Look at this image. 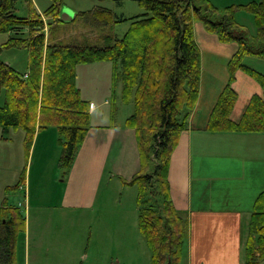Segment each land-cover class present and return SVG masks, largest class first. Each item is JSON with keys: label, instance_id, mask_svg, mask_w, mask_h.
Masks as SVG:
<instances>
[{"label": "trees", "instance_id": "trees-1", "mask_svg": "<svg viewBox=\"0 0 264 264\" xmlns=\"http://www.w3.org/2000/svg\"><path fill=\"white\" fill-rule=\"evenodd\" d=\"M19 1L0 0V33H10L0 44L3 134L11 129H23L28 153L38 129L58 126L62 154L59 163L69 170L91 124L90 102L84 99L77 85L78 66L113 62L114 85L121 81L122 100L135 104L125 125L136 131L140 156L139 171L124 182L139 188V227L152 250V263L180 264L189 221L172 202L168 172L172 152L182 131L188 128V118L200 93L202 59L194 22L202 20L206 29L216 33L222 42H237L239 46L228 63L229 82L213 108L208 131L264 133V94L251 97L239 121L231 118L238 98L232 81L239 68L264 89V73L246 64L248 57H264V0L224 8L212 0H135L147 12L130 18L98 6L78 13L72 21L84 17L101 29L113 28L114 23L129 19L131 23L122 36L105 32L95 43L87 40L65 43L59 38L56 27L70 22L60 17L61 0H53L44 14L37 12L33 0H25L31 7L30 16L17 14ZM240 10L254 19L253 37L236 20L235 14ZM45 17L52 19L46 22ZM16 48L28 51L27 74L2 57L4 50ZM119 64L121 70L116 69ZM25 181L24 172L16 187H22ZM150 191L162 197L166 215L155 209ZM26 223L21 208L4 198L0 207V264H17L18 241L26 231ZM262 259L264 190L255 199L246 244L248 264H259Z\"/></svg>", "mask_w": 264, "mask_h": 264}, {"label": "crops", "instance_id": "crops-1", "mask_svg": "<svg viewBox=\"0 0 264 264\" xmlns=\"http://www.w3.org/2000/svg\"><path fill=\"white\" fill-rule=\"evenodd\" d=\"M212 1L224 8L233 4H247L253 0ZM236 20L245 25L239 21L237 15ZM201 29L203 40L207 43L206 48L212 53L214 50L218 53L229 51L233 53V56L238 50L237 42H222L216 33L210 32L206 28L201 27ZM8 34L10 35V33ZM196 41L200 47L202 59L199 98L188 118V128L182 131L178 144L172 152L168 172L172 202L178 213L189 221V233L185 244L186 249L184 248L183 261L184 264H248L246 262V244L254 203L257 195L264 190V133L235 131L212 133L208 131L207 124L210 115L220 93L229 82L230 74L229 70H205V61L208 60V56L205 55L204 48L199 44L197 37ZM27 68L20 69V71L26 72ZM97 71L103 73V80L96 81L98 76L94 75L90 81L94 84L93 90L86 91L83 87L84 82L80 83L79 81L80 75L89 74L90 80L92 72ZM113 74L114 70H77V85L81 94L90 103L94 102L95 107L90 109L89 130L76 153L68 174L67 199L64 198V207L74 206L77 201L72 198L78 196L81 198L79 199L80 203L92 204L93 198L97 197V188L100 187L105 176L107 165L114 169V176L125 179L132 178L140 168L135 129L125 125L130 115L126 117L124 123H118V119L115 118L116 110L115 112L111 111L118 108L117 102L120 100L125 103L122 100L123 84L119 81L114 85ZM205 76L206 81L207 76L211 79L209 88L208 84L204 85ZM234 80L241 81V87L237 82L232 85L238 98L231 118L234 121H239L251 97L254 94L263 95L264 89L244 70H237ZM237 86L241 89H237ZM99 107L109 108V111L101 110L99 114L103 119L96 121L98 119L95 118V115ZM2 133L4 132L2 131ZM194 135L198 137L196 142L193 141ZM207 137L216 139V154L220 161L211 163V165H208L207 161L203 162V159L207 157L204 150H200L198 155V151L194 152L195 144L204 149ZM59 138L60 129L58 126L37 130L32 154H38V164L41 165V169L46 166L44 162L49 159L54 162L56 167L59 156ZM196 157L201 159L199 163L206 164L199 167L198 162H195L197 175H195L194 169ZM208 166H210L209 169ZM55 167L53 170H56ZM30 174L29 181H26L29 189ZM25 186L26 183L23 187ZM85 186H89L91 200L83 192ZM30 200L31 196L29 195V203ZM26 231L21 235L26 251L24 250V257L20 261L16 256L17 264H26V257L29 262L27 243H30V238H26ZM55 249L59 250V248ZM19 250L20 245L18 246ZM56 262L63 264L64 261ZM259 264H264V259Z\"/></svg>", "mask_w": 264, "mask_h": 264}, {"label": "rangeland", "instance_id": "rangeland-1", "mask_svg": "<svg viewBox=\"0 0 264 264\" xmlns=\"http://www.w3.org/2000/svg\"><path fill=\"white\" fill-rule=\"evenodd\" d=\"M61 1L63 20L70 22L58 24L56 33L65 43L79 42L80 40L95 43L94 40L101 38L105 32H114L122 36L131 23L129 19L114 23L113 28L107 26L101 29V27H96L95 22L84 17L71 21L76 14L82 11L93 10L98 6H102L111 8L118 15L127 18L147 12L135 0ZM32 3L38 13L44 14L52 5L53 0H33ZM16 12L20 16H30V4L25 0H20ZM236 15L239 21L245 24L249 35L253 37L256 34V25L252 15L241 10L237 11ZM50 18L45 17L46 22H49ZM194 24L199 44L204 48L205 55L208 56V60L205 61V70H229L228 62L233 53L229 51L218 53L215 50L212 53L211 50L206 48L207 43L203 40L201 27L206 28L204 22L195 20ZM8 37V33H0V44L6 41ZM2 57L19 69L27 68L28 52L26 49L4 50ZM246 64L264 73V57H248ZM116 69L121 70V64ZM77 70H114V63L98 61L81 64ZM238 70L243 69L239 68ZM94 75L98 76L96 81H101L104 78L103 73L98 71L92 72L90 80L89 74L85 75L86 79L84 75H80L79 81L80 83L84 82L83 87L86 91L93 90L94 84L90 81ZM207 77V81L205 80L206 76L204 77V85L208 84L209 88L211 79L209 76ZM235 82L240 86L241 81L233 80L232 85ZM101 84L103 85V83ZM237 89L241 88L238 87ZM239 93L242 94V92ZM3 103L4 97L0 95V105ZM117 105L118 108L111 111L115 112L116 110L115 118L118 119V123H124L126 117L134 112L135 104L134 102L122 103L120 100ZM94 107H91V109ZM101 110H107L108 112L109 108L99 107L95 115V118L98 119L96 121L103 119L99 114ZM195 133L197 132L195 131ZM24 138L25 132L23 129H11L8 133L3 134L0 127V206L3 199L7 198L10 204H19L17 206L21 208L27 218L26 238H30V243H27V246H29V262L26 257V264H57L56 261H64L63 264H153L152 250L139 227L137 202L139 188L136 184H126L124 182L125 178L114 176V169L107 165L105 176L100 183V187L97 188V197L93 198L94 202L92 204L80 203L79 199L81 198H78V196L72 198L77 201L74 206L64 207V198L67 199L66 192L68 190L67 182L70 169L66 170L60 166L59 161L62 155L60 143L56 167L54 162L49 159L44 162L46 166L41 169V165L38 164V154H32L34 145L27 153ZM197 138V135H194L193 141L196 142ZM200 150H204L208 157L203 159V162L207 161L208 165L219 161L216 154V139L207 137L204 149L195 144L194 152L198 151V155ZM199 161L201 162V159L198 157L194 160L195 175H197L195 162H198L199 167L206 165L199 163ZM31 164H33L32 167ZM53 167L56 170H53ZM209 168L210 166H208ZM24 172L26 181H29L28 177L31 173L30 189L26 181L25 187H16ZM130 179L126 178V180ZM83 192L91 200L92 195L89 186H85ZM29 195L31 196L30 203ZM149 195L155 209H159V212L166 215L162 197L157 196L159 194L153 191H150ZM19 239L18 246L20 245V250L18 251L17 247V253L19 254L16 255L20 261L24 257L25 242H22V237ZM52 247L59 248V250ZM180 264H184L183 257Z\"/></svg>", "mask_w": 264, "mask_h": 264}, {"label": "water", "instance_id": "water-1", "mask_svg": "<svg viewBox=\"0 0 264 264\" xmlns=\"http://www.w3.org/2000/svg\"><path fill=\"white\" fill-rule=\"evenodd\" d=\"M62 17L64 18V16L62 15Z\"/></svg>", "mask_w": 264, "mask_h": 264}, {"label": "built area", "instance_id": "built-area-1", "mask_svg": "<svg viewBox=\"0 0 264 264\" xmlns=\"http://www.w3.org/2000/svg\"><path fill=\"white\" fill-rule=\"evenodd\" d=\"M93 105V104H92Z\"/></svg>", "mask_w": 264, "mask_h": 264}]
</instances>
